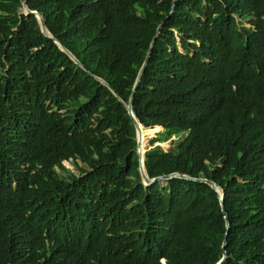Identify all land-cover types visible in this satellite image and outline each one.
Masks as SVG:
<instances>
[{"label":"trees","instance_id":"trees-1","mask_svg":"<svg viewBox=\"0 0 264 264\" xmlns=\"http://www.w3.org/2000/svg\"><path fill=\"white\" fill-rule=\"evenodd\" d=\"M25 5L51 38L0 0V264H215L223 239L264 264V0ZM151 40L145 173L212 181L227 227L208 184L140 178Z\"/></svg>","mask_w":264,"mask_h":264},{"label":"water","instance_id":"water-1","mask_svg":"<svg viewBox=\"0 0 264 264\" xmlns=\"http://www.w3.org/2000/svg\"><path fill=\"white\" fill-rule=\"evenodd\" d=\"M22 7H23V12L24 13H33L35 15V18L37 19V21L39 23V27H40L41 32L44 35H46L47 37L51 38V35L45 29L44 21H43L42 17L37 12L27 9V7L25 5V0H22ZM54 42L59 46V48L61 50H63L65 53H67V55L75 63L79 64L78 61L64 47H62L57 40H54ZM151 45H152V40H151V42L149 44V48H148L147 53H146V55H145V57L143 59V62H142L141 66H140V68H139V70L137 72V75H136V78H135V82H134L133 87L131 89V92H130V95L128 97V100H127L126 103L123 102V105L125 106L127 114L131 118L132 124L134 126V130H135V141H136L135 152H136V155H137V169H138L140 178H141L143 184H148V183H150V182H152L154 180H163V179H167V178H170V177H179V178H184V179H189V180H197V181H201V182H204V183L208 184L217 193V197H218L219 204H220V209H221L222 213L224 214L223 218H224V222H225V227H227V218L225 216V213H224V210H223V205H222V192H221V189L217 185H215L212 181H210V180H208L206 178H192V177H190L188 175L177 173V172H173V173H169V174H165V175H160V176H156V177H152V178L147 177V175L145 173L144 166H143V154L148 148L144 149V150H141L139 132H140V127H143V126L137 121V119L135 118V116H134V114H133V112L131 110V97H132V93H133V88H134L135 84L137 83V81H138V79H139V77H140V75H141V73L143 71L144 65H145V63L147 61V55H148V52H149V49H150ZM98 80H100V79H98ZM100 81L102 82V80H100ZM105 85L107 86V84H105ZM154 145H158V144H154ZM224 245H225V239H223V242H222V245H221V250H222L221 257L218 259V261L215 264H220L223 261V259L225 258Z\"/></svg>","mask_w":264,"mask_h":264},{"label":"rangeland","instance_id":"rangeland-1","mask_svg":"<svg viewBox=\"0 0 264 264\" xmlns=\"http://www.w3.org/2000/svg\"><path fill=\"white\" fill-rule=\"evenodd\" d=\"M161 130H162V128L159 131H161ZM159 131H157V132H159ZM155 133H153L152 136L145 138L143 150L149 148V140L154 136ZM176 139H177V137L171 136L169 139H167L164 142H156L154 144H158V146L161 147L163 150H168V149H171L175 146V143H172V141H175ZM62 164L64 165V167L75 172V169L73 168V166L68 161H63Z\"/></svg>","mask_w":264,"mask_h":264},{"label":"bare ground","instance_id":"bare-ground-1","mask_svg":"<svg viewBox=\"0 0 264 264\" xmlns=\"http://www.w3.org/2000/svg\"><path fill=\"white\" fill-rule=\"evenodd\" d=\"M146 131H148V130H145L143 127H140L139 137H140L141 150H143L144 140H145V138H147V132Z\"/></svg>","mask_w":264,"mask_h":264}]
</instances>
